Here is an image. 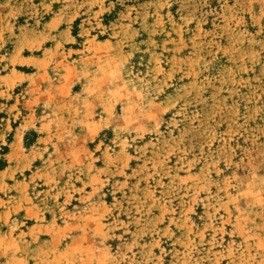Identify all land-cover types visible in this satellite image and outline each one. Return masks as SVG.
Masks as SVG:
<instances>
[{"label":"rangeland","instance_id":"obj_1","mask_svg":"<svg viewBox=\"0 0 264 264\" xmlns=\"http://www.w3.org/2000/svg\"><path fill=\"white\" fill-rule=\"evenodd\" d=\"M0 264H264V0H0Z\"/></svg>","mask_w":264,"mask_h":264}]
</instances>
